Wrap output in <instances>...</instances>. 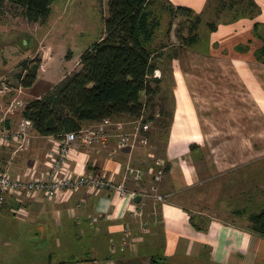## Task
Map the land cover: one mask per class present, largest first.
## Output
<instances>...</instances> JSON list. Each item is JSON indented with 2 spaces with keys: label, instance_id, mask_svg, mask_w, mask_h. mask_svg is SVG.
<instances>
[{
  "label": "crops",
  "instance_id": "1",
  "mask_svg": "<svg viewBox=\"0 0 264 264\" xmlns=\"http://www.w3.org/2000/svg\"><path fill=\"white\" fill-rule=\"evenodd\" d=\"M166 1L201 14L209 0ZM255 2L261 9L255 19L217 24L209 36L210 50L187 48L183 55L188 54L189 67L181 68L174 58L172 68L162 65L155 72L162 80L160 94L168 80L171 88V119L164 145L150 123L149 146L118 149L114 124L123 121L118 120L106 128L104 144L73 148L69 167L74 175L94 173L121 183L126 167L137 168L143 171L142 183L126 179V189L157 190L167 196L166 201L153 211L148 205L141 221L130 213L135 199L109 190L81 188L60 200L25 199L19 204L26 211L22 217L12 213L17 204L8 199L1 210L33 227L25 234L5 235L0 241V264H264V237L251 229L247 218L264 204V63L256 59L264 45V0ZM101 5L103 18L106 3ZM214 46L220 51L215 52ZM40 77L37 74L34 84L23 89L31 99L55 84L46 82L48 87L40 93H30ZM6 91L2 87L0 95ZM16 110L7 114L6 127H17L22 109ZM30 135V147L24 152L14 153V144L0 145V170L11 159L13 177L45 175L47 155L56 149L57 138L41 136L33 128ZM157 161L168 164L169 171L154 182L151 169H156ZM217 179L218 198L204 203ZM242 182L249 183L248 191H242ZM239 210L245 214L237 215ZM227 212L234 218L224 217ZM139 222L148 224L146 233H141ZM126 233L131 243L127 240L123 245ZM23 237H41L45 245L28 254Z\"/></svg>",
  "mask_w": 264,
  "mask_h": 264
},
{
  "label": "trees",
  "instance_id": "2",
  "mask_svg": "<svg viewBox=\"0 0 264 264\" xmlns=\"http://www.w3.org/2000/svg\"><path fill=\"white\" fill-rule=\"evenodd\" d=\"M102 1L106 3L102 35L79 56V68L66 74L44 95L27 101L21 111V117L30 120L33 129L41 136L59 139L67 133L79 132L86 124L103 120L132 122L141 117L143 124L153 123L156 129L162 126V130L166 127L167 133L171 114L156 103L162 80L155 76V72L160 66H167L165 59L171 62L180 56L184 48L196 46L205 12L197 14L189 7L174 6L166 0H98L100 3ZM53 2L0 0V10L7 3L20 8L28 23L43 25L48 20ZM218 2L219 11L236 9L237 17L231 22L255 19L261 12L255 0ZM162 11H166L171 19L167 30L168 40L173 21H181V27L175 31L180 45L177 52L167 53L166 44L155 43L161 27ZM217 24L210 22L207 26L214 32ZM184 27L186 35L180 31ZM254 27L256 31L258 24ZM65 58L69 60L68 55ZM256 59L264 63V45L256 52ZM40 63L39 58L20 62V71L16 75L18 87L27 89L34 84ZM149 134L150 131L145 134L147 138ZM164 167L166 174L169 165L165 164ZM152 179L156 181L155 177ZM148 205L151 211L158 207L153 201L147 202ZM235 213L244 215L245 210ZM247 218L251 229L264 237V209L248 214Z\"/></svg>",
  "mask_w": 264,
  "mask_h": 264
},
{
  "label": "rangeland",
  "instance_id": "3",
  "mask_svg": "<svg viewBox=\"0 0 264 264\" xmlns=\"http://www.w3.org/2000/svg\"><path fill=\"white\" fill-rule=\"evenodd\" d=\"M52 3V11L45 24L40 25L36 23H28L22 16L20 8L13 7L7 3L3 5L0 10V89L5 87L8 89L6 93L0 95V104L13 103V109H23L28 92L23 91V88L18 87L16 75L19 73V64L24 59L39 58L41 60L38 74L40 73V81L31 89L30 93H40L42 87H48L46 82L57 83L61 80V77L68 72L77 70L79 68L78 61L82 52L97 41L98 37L103 32V6L98 0H54ZM218 0H210L207 4V10L202 15L203 22L199 28V42L194 46V51L202 52L210 50L209 36L212 33L207 26L210 22L215 23H228L237 17L236 9L230 10L226 8L219 11ZM160 9V7L158 6ZM161 27L157 32L155 43H161L167 45V53L178 51L180 48L179 41L175 36V31L180 26V19L173 21L172 33L170 39L167 37L168 25L170 17L166 11L160 13ZM249 19V18H248ZM240 20V19H239ZM238 21V20H237ZM181 27V26H180ZM180 31L184 35L187 34L186 28H182ZM214 51H220L219 48H215ZM187 51L184 48L180 51V56L177 58L179 66L181 68L189 67L188 54L183 55ZM229 52L225 50L224 53ZM68 55L67 60L65 56ZM167 66L172 68V62L170 63L165 59ZM170 63V64H169ZM43 65V68H42ZM164 92L156 98L158 107H165L169 112L171 107V88L169 80L163 86ZM165 99H163L164 97ZM30 98V99H29ZM2 107V106H0ZM130 121H122L121 123ZM154 126V125H153ZM155 128V126H154ZM132 125L127 124L125 126V132H131ZM151 130V127H150ZM158 142L163 143L166 139V127L162 130V126L155 129ZM151 132V131H150ZM164 140L162 141V139ZM149 146V144L147 145ZM136 147L135 149H139ZM162 148V147H161ZM156 149V148H155ZM264 166V163L261 165ZM246 178H243L245 181ZM242 180V181H243ZM215 185H210L208 188V196L205 198L204 203L214 202L218 198V190L216 183L219 180H214ZM215 187V188H214ZM249 183L242 182V191L249 190ZM248 188V189H247ZM217 194V195H216ZM200 196V194H198ZM258 200L261 197L257 198ZM262 200H260L258 205ZM210 203V204H211ZM264 205V204H263ZM258 206L256 212L264 209V206ZM210 206V205H209ZM215 208V207H214ZM146 213V211H145ZM145 215V214H144ZM144 217V216H143ZM227 219L234 218L233 214H225ZM236 217V216H235ZM141 221H144L141 218ZM141 226V233H146L148 224L143 225V222H139ZM33 227L29 225L26 220H18L7 209H0V241L5 240V235H12L13 232L25 234ZM128 234V233H127ZM26 238V239H25ZM23 244L26 249L33 254L37 249L41 250L44 247V239L34 237L30 240L27 237H23ZM36 240V241H35ZM131 238H125L123 245L127 244ZM131 243V241H130ZM55 256V255H54Z\"/></svg>",
  "mask_w": 264,
  "mask_h": 264
},
{
  "label": "built area",
  "instance_id": "4",
  "mask_svg": "<svg viewBox=\"0 0 264 264\" xmlns=\"http://www.w3.org/2000/svg\"><path fill=\"white\" fill-rule=\"evenodd\" d=\"M13 103L11 102L7 108H0V145L10 148L14 144L16 152H24L28 150L31 144L30 129L32 123L30 120L21 118L15 129L6 127L7 114L12 111ZM143 118L132 121L127 124L132 125L131 132H125L126 123L117 122L115 125L117 133L118 149H135L136 147L147 146L149 140L146 133L150 131V124H143ZM112 123L110 120H103L100 123L87 129H81L77 133H67L57 139V147L51 150L48 155L47 168L48 171L44 176L36 178H19L13 177L9 173L11 159H8L0 170V209L3 208L8 199H14L17 206L12 209L15 216L22 217L26 215L24 208L19 206L22 200L42 197L45 199L55 200L69 197L72 193L87 188L91 191L109 190L119 194L122 197L135 199L136 196L141 197L143 201L140 205L135 203L130 208V213L138 218H143L145 207L150 200L155 204L166 201L167 196L162 195L153 190L152 192H130L126 189L124 182L131 179L137 185L143 181V171L137 168L126 167L124 181L116 183L104 176L86 173L74 175L70 171L69 162L73 148L78 144L83 147L92 146L99 143L104 144L107 138L106 128ZM158 170L151 169L155 174V180L160 181L164 175V162L157 161ZM140 201V202H141ZM143 225L145 223L143 222ZM128 234L126 233L125 238Z\"/></svg>",
  "mask_w": 264,
  "mask_h": 264
},
{
  "label": "water",
  "instance_id": "5",
  "mask_svg": "<svg viewBox=\"0 0 264 264\" xmlns=\"http://www.w3.org/2000/svg\"><path fill=\"white\" fill-rule=\"evenodd\" d=\"M141 201V197L138 195L135 197V202L139 203Z\"/></svg>",
  "mask_w": 264,
  "mask_h": 264
}]
</instances>
